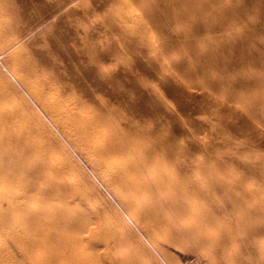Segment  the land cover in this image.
<instances>
[{
  "label": "rangeland",
  "instance_id": "1",
  "mask_svg": "<svg viewBox=\"0 0 264 264\" xmlns=\"http://www.w3.org/2000/svg\"><path fill=\"white\" fill-rule=\"evenodd\" d=\"M182 1L0 0V133L37 127L42 114L27 85L53 81L85 94L92 84L101 94L83 96L95 103L104 98L115 122L125 117L169 154L170 167L190 183L189 197L206 217L173 224L176 211L167 204H177L179 196L162 190L157 199L167 204L156 203L154 230L146 231L127 219L90 164L73 152L77 177L91 195L82 204L109 211L101 218L110 223L116 222L112 210L127 220L129 243L115 253L116 263L264 264L239 234L264 222V0H187V12L197 18L193 31L164 18L168 4ZM117 11L132 13V33L108 21ZM160 13L162 21L156 20ZM95 31L105 38L93 39ZM103 53L114 76L95 78L91 67ZM24 68L33 69L28 84L20 75ZM216 233L223 243L233 234L240 246H213L207 237ZM0 249V264H31L10 234L0 236Z\"/></svg>",
  "mask_w": 264,
  "mask_h": 264
},
{
  "label": "bare ground",
  "instance_id": "2",
  "mask_svg": "<svg viewBox=\"0 0 264 264\" xmlns=\"http://www.w3.org/2000/svg\"><path fill=\"white\" fill-rule=\"evenodd\" d=\"M187 2L168 4V15L164 18L168 17L193 31L197 18L187 12ZM160 14L156 15L158 21L163 18ZM108 21L123 33L134 31L132 13L117 11ZM96 32L97 38L93 36L95 34L91 35L93 39L105 38L104 33ZM98 40L92 43L98 45ZM218 49L215 47L213 53L219 54ZM102 57L101 61L96 59L94 67H91L95 68L96 72H92L95 78L97 75L112 74L109 67L111 61L106 60L105 53ZM32 71L31 68H24L20 70V75L26 81ZM84 76L85 80L87 77ZM106 81L109 83V80ZM114 83H117L116 80ZM254 83L253 76L246 78L247 86ZM27 87L42 114L37 120V127L23 128L14 136L0 133V236L10 234L14 237L25 262L117 264L115 253L129 243L124 233L128 229L127 220L119 211L112 210L116 222L110 223L101 218L109 211L82 204L89 201L91 195L77 177L79 169L73 152L79 153L90 164L92 171L118 200L127 219L134 220L144 230H154L151 221L160 212L156 203L167 202L160 197L157 199L162 190L168 192L171 198L179 196L177 204L166 203L170 210L176 211L169 218L170 222L185 227L187 219L196 222L206 220L196 209V200L189 197L192 194L190 183L183 181L182 176L170 167L171 156L139 136L138 129L130 128L125 117L115 122L113 117L116 112L105 107L104 98L99 103L86 98L101 94L93 89L92 84L85 94L53 81ZM101 87L105 92V86ZM117 110L122 112V109ZM260 172L263 173V169ZM261 184L264 187V181ZM260 196L262 199L259 202L264 207V190ZM19 228L20 231L17 230ZM239 234L244 237L243 247L252 248L264 259V222L254 229L243 227L239 229ZM207 238H211V244L219 248L228 244L240 246L233 234L224 243L218 233Z\"/></svg>",
  "mask_w": 264,
  "mask_h": 264
}]
</instances>
